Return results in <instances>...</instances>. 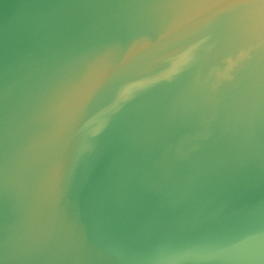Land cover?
I'll use <instances>...</instances> for the list:
<instances>
[{
	"label": "water",
	"instance_id": "1",
	"mask_svg": "<svg viewBox=\"0 0 264 264\" xmlns=\"http://www.w3.org/2000/svg\"><path fill=\"white\" fill-rule=\"evenodd\" d=\"M30 2L36 7L32 14L24 9L29 18L17 34L41 29L43 35L35 38L54 43L40 58L41 78L51 65L60 62L63 67L76 49L83 52L81 58L90 51V90L81 94L82 110L65 149L62 172L81 250L70 241L38 236L44 230L35 194L45 177L32 174L41 156L36 142L40 132L30 115H37L41 99L36 88L43 83L38 88L32 80L25 81L24 70L16 93L14 51L8 46L16 38V8ZM263 2L216 0L173 27L149 34L117 58L106 56V45L131 25L152 20L160 0H0V264H15L17 232L10 197H16L21 208L19 264H89L90 258L99 264H209L214 250L228 254L230 264L246 260V248L252 246L249 237L253 241L261 224L264 148L245 144L246 124L228 133L218 120L223 119L219 109L225 104L240 114L264 113V18L226 32L209 45L193 44L221 22ZM187 49H197L186 56L193 64L182 67L177 80L153 86L145 82L152 68ZM197 102L208 109L194 115L193 120L198 118L180 166L174 155L175 124ZM59 106L63 108L61 102ZM102 128L117 137L116 170L97 172L89 182L103 202L104 223L90 208L84 173ZM128 151L141 157L139 163L126 156ZM149 151L162 153L159 165L147 161ZM230 232H238V238L229 239ZM261 243L258 240L252 250Z\"/></svg>",
	"mask_w": 264,
	"mask_h": 264
},
{
	"label": "rangeland",
	"instance_id": "2",
	"mask_svg": "<svg viewBox=\"0 0 264 264\" xmlns=\"http://www.w3.org/2000/svg\"><path fill=\"white\" fill-rule=\"evenodd\" d=\"M27 5L28 6L26 8H16V38L15 40L10 41L11 44L9 43V45H7L9 48L13 47L14 51V75L16 84L19 85L16 89V93L21 91L23 83L20 79H23L24 70H27L25 73V81H29V79L32 80L31 84L38 88L40 81L43 83L40 85V89L37 90L36 88V93H40L38 96L41 99L40 104H38L39 102L36 103L37 115H34L33 113L30 115V123L33 120L37 127L36 130L40 132V135L38 134V138L36 137V142L39 151L38 156H41L40 167H36V165L33 166L32 174L36 177L40 173L41 176L45 177L41 182L39 192L36 193L35 191V200L40 201V203L36 204L37 212L39 211L42 223L41 225L44 230V232L38 233V236L42 239H46L47 241H61L62 239L63 241H70L71 244L73 243L72 245H78L81 250V241L74 228L73 219L70 215L65 199L62 172L65 149L82 110L83 103H80L79 100L84 93L88 91V89L90 90V57H88L90 51L85 53V55L81 58L83 52L79 54L78 51L81 49H76L72 57L64 62L63 67L58 66L62 65L60 62L59 64H53L51 65L50 70L46 73L44 72L45 74L43 75V78H41L42 73L39 71L38 67L40 58H43L45 55L44 52H47V55L49 54L50 47L53 48L52 46L54 43L52 44L51 40L44 38H35L43 35V31L41 29L31 28L28 29L25 34H17L18 31L25 28L29 18L28 14L24 15V9L32 14L34 8L36 7L32 4V2L27 3ZM254 9H257V11H255L254 14H248L247 16V11L250 10V12H252ZM248 10L241 14L244 18H241V16L237 21L226 24L222 27V29L218 32V37L220 36L219 34L222 35L226 32L243 28L251 22H257L264 18V2ZM259 13L262 14L260 15V18L259 15H256ZM158 31V29L150 31L147 33V36L149 34H156ZM24 35L27 37L22 38ZM220 38H222V36ZM210 43L211 42L208 41L204 44L209 45ZM196 50L197 49H187L181 54L177 53L175 56H170L164 59L158 66L151 69V71L144 78L145 82H150L153 86L162 82L174 81L176 78L180 77V69L182 67L188 66L189 63L190 66L193 64L191 63L192 58L188 60L186 56L188 53H193ZM150 84L147 85L151 86ZM45 91L46 95H44ZM60 102L63 106L62 109H58L60 107ZM223 106L230 105L225 104ZM250 114L256 115L264 113L252 112ZM116 142L117 137L115 136V143ZM159 147H161V144ZM100 151L101 147L97 149L96 156L100 154ZM131 155L136 157L134 153L128 151L127 157ZM147 155V161L149 160L153 164L155 163L157 165L160 164L159 160L162 157L161 152L160 154L158 153L157 156L156 152L149 151ZM167 155L168 154L165 153V161H167ZM33 159V163H35L36 160L35 158ZM144 171L147 170L144 169ZM90 172L91 168L89 170V174ZM13 200H15L13 203L11 200L9 203H12L17 208L18 201L16 200V197L13 198ZM259 213V215H261V224L258 227L257 236L253 239V241L252 238L249 237L251 239L252 246L251 249L246 248L248 258L241 264H264V236H261L264 235V205L262 206L261 211L259 210ZM15 221H18L17 213L15 215ZM237 234L238 232H230L228 237L231 240H235L239 236ZM260 236L261 238L259 239ZM258 240H262L261 246L258 250L253 251V245H256ZM227 256L228 254L221 256L214 250L210 255L209 264H230V260Z\"/></svg>",
	"mask_w": 264,
	"mask_h": 264
},
{
	"label": "bare ground",
	"instance_id": "3",
	"mask_svg": "<svg viewBox=\"0 0 264 264\" xmlns=\"http://www.w3.org/2000/svg\"><path fill=\"white\" fill-rule=\"evenodd\" d=\"M222 108L219 109L220 112H222V120H218V126L219 128H223L226 130L228 133H232L233 129L237 125H241V123L246 124V129H247V134L246 138L244 140L245 144L249 146L250 148L254 149H262L264 148V114H240L238 110H236L233 107L230 106H221ZM208 109V105L205 104L204 102L200 103H194L188 106L187 110L184 112L183 116L176 121L175 128L177 129L178 133V138L174 142V155L177 163L178 159V165H182L183 162V157L186 155V147H187V137L189 134L190 129L193 128L194 124L197 121L198 116L193 120L195 117V114L200 113L201 111H205ZM115 132V131H112ZM96 142L93 146V151H90V157L86 162H85V177L87 176L88 178V183L90 182V178L92 179L94 175L97 172L100 171H106L107 173H112L113 171L116 170L115 168V162H114V144H115V136L114 134H107L102 128L100 131L99 135L95 138ZM101 147L100 154L96 156L97 149ZM128 155V152H126V156ZM134 161H136V164L139 163L141 160L140 157H134L130 156ZM136 159V160H135ZM91 168V172L89 174V170ZM183 173L180 172V179H183ZM86 183V189L87 191V199L88 203L90 204V208L92 209L96 219L98 221H102L103 223L105 222V216L103 215V208L101 206L102 200L100 197L95 194L96 192L94 191V187H90V183ZM15 198V197H13ZM12 197H10L9 201L11 200L12 203L13 200ZM101 202V203H100ZM12 203H9V208L11 209L12 206L14 208V223H15V232L17 234L15 235L14 239V256H15V264H19L21 262V259H19L20 254V249H19V231L17 230V225L18 221H15V215H17L20 212V205L18 203L17 208L14 206ZM98 204V205H97ZM101 206V207H99ZM116 222V216L113 218ZM2 248L0 247V254H1ZM94 253H98L100 255H104L101 252H98L97 250H93ZM106 256V255H104ZM107 257V256H106ZM2 260V258H0ZM85 264H88L87 260H84ZM89 264H99L96 260L90 258V263Z\"/></svg>",
	"mask_w": 264,
	"mask_h": 264
},
{
	"label": "crops",
	"instance_id": "4",
	"mask_svg": "<svg viewBox=\"0 0 264 264\" xmlns=\"http://www.w3.org/2000/svg\"><path fill=\"white\" fill-rule=\"evenodd\" d=\"M161 3L158 5L153 12L155 13L152 20L143 19L141 23L131 25L128 29V32L123 33L120 37L114 41L112 44L106 45V56L115 55L117 58H120L126 55L128 52L132 51L135 47L141 44L147 38V32L150 29H158L159 31H165L174 25L184 21L185 19L193 16L198 13L203 8L210 5L209 3L215 2L216 0H160ZM255 10V9H254ZM246 12V11H244ZM244 12L233 15L230 19H227L216 27L210 29L199 39H197L193 45H196V48L201 47L205 42H216L218 37V32L226 24L233 23L241 17ZM253 12V11H252ZM250 10L247 11L248 14H252ZM145 12L143 13L144 16ZM163 18V19H162ZM241 18H244L243 16ZM152 24H155V28L151 27ZM145 27H148L145 32ZM226 32V31H225ZM221 35V34H219ZM103 57L105 53L103 52ZM105 61V57L103 58Z\"/></svg>",
	"mask_w": 264,
	"mask_h": 264
}]
</instances>
